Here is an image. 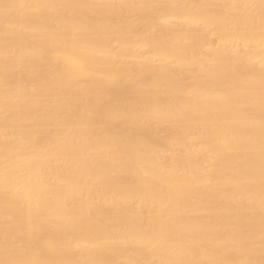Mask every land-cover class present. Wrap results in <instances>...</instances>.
Segmentation results:
<instances>
[{"label":"bare ground","instance_id":"6f19581e","mask_svg":"<svg viewBox=\"0 0 264 264\" xmlns=\"http://www.w3.org/2000/svg\"><path fill=\"white\" fill-rule=\"evenodd\" d=\"M0 264H264V0H0Z\"/></svg>","mask_w":264,"mask_h":264}]
</instances>
